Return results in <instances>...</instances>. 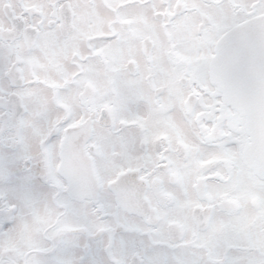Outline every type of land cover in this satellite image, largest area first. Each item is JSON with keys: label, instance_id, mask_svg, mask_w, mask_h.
<instances>
[{"label": "snow or ice", "instance_id": "snow-or-ice-1", "mask_svg": "<svg viewBox=\"0 0 264 264\" xmlns=\"http://www.w3.org/2000/svg\"><path fill=\"white\" fill-rule=\"evenodd\" d=\"M0 264H264V0H0Z\"/></svg>", "mask_w": 264, "mask_h": 264}]
</instances>
